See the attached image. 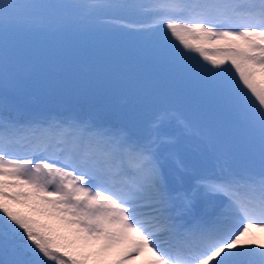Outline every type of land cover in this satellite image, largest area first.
<instances>
[{"label": "snow or ice", "instance_id": "1", "mask_svg": "<svg viewBox=\"0 0 264 264\" xmlns=\"http://www.w3.org/2000/svg\"><path fill=\"white\" fill-rule=\"evenodd\" d=\"M72 8L96 17H150L154 26L129 34L157 40L165 59L192 62L200 94L242 116L251 135L244 171L230 168L232 146L213 140L215 159L228 170L191 179L196 166L181 152L188 125L169 131L167 110L154 116L143 136L92 118L11 116V95L24 86L29 69L21 54L24 35L56 32L54 23L31 19L55 21ZM258 77L264 78V0H0L2 264H45L43 258L128 264L145 250L155 257L152 264H264V243L259 251L242 245L252 230L264 232V86ZM212 115L209 109L204 119ZM12 205L27 206L29 213ZM10 243L17 251L7 258Z\"/></svg>", "mask_w": 264, "mask_h": 264}, {"label": "rangeland", "instance_id": "2", "mask_svg": "<svg viewBox=\"0 0 264 264\" xmlns=\"http://www.w3.org/2000/svg\"><path fill=\"white\" fill-rule=\"evenodd\" d=\"M57 2L87 4L83 0H73V2L57 0ZM105 17L93 16L83 8H72L59 15L55 21L43 17L34 18L38 19L39 23L41 21L43 24L41 26L54 23L56 32L53 36L56 39L50 33L45 35L54 44H60L59 51L61 49L63 54L70 55L83 63H103L102 65L111 70L116 65L123 66L124 73L117 76L119 92L117 98L106 100L97 106H87L84 112L81 111V115L77 116L76 107L69 102L75 98L74 95H66L65 99L61 95L45 97L48 94L45 90L47 81L58 75L55 67L49 66L42 72L37 70L31 72L32 74L25 72L24 86L11 95L16 111L11 110L10 115L19 120L36 116L92 118L99 124L126 128L133 135L143 136L154 116L161 110H167L171 115L169 131L174 132L188 125L187 131L181 137V152L189 163L196 166L192 179L201 173L219 175L228 170L222 167V161L215 159L213 140L227 141L232 146L236 158L230 161V168L233 171L243 172L241 159L248 149L251 135L242 116L230 112L226 106L200 94L198 82L189 71L192 62H177L161 57L157 40L129 34L130 29L138 26H128L120 20L134 24L143 23L144 27L152 25L146 24L144 20H137L134 16L119 15L113 18L118 21L107 20ZM102 22L104 25H100ZM151 23L154 25L153 21ZM105 25L112 27L109 30ZM125 25L127 27H124ZM75 33H83L86 38H76L73 35ZM36 34L37 37H43L41 33ZM42 41L38 47L35 46L30 50L21 49L25 60L37 56L54 58L53 55L58 53L57 47ZM171 42L179 44L174 37L171 38ZM196 56L200 58L199 54ZM195 62L203 63V60H195ZM223 67L231 66L225 64ZM129 77L132 80H129ZM229 80L235 83L238 81V76L233 72ZM257 82L264 86V78L258 77ZM90 87L91 84L89 87L83 85L82 93L85 94ZM40 97L46 101H42ZM108 107L112 108L111 110L116 108L113 113L116 123L109 122L101 115V112L104 109L108 110ZM209 109L213 115L211 121H206L204 114ZM19 154L22 156L23 152L20 151ZM53 187L55 185H49L50 189ZM253 240L256 242L255 245L249 243ZM261 243H264V232L258 230H252L242 241L243 246L255 247L257 251ZM15 247L16 245H9L7 258H11L14 254ZM0 257L5 258L3 254H0ZM154 260L155 257L145 250L143 255L129 261L128 264H152Z\"/></svg>", "mask_w": 264, "mask_h": 264}, {"label": "trees", "instance_id": "3", "mask_svg": "<svg viewBox=\"0 0 264 264\" xmlns=\"http://www.w3.org/2000/svg\"><path fill=\"white\" fill-rule=\"evenodd\" d=\"M88 1L90 3L97 2V0H84ZM147 2V0H146ZM135 18L139 16H134ZM147 19V16H144ZM150 18V17H149ZM107 20H112L110 18H107ZM31 23L36 25H43L38 19H35L34 17L31 19ZM96 24V23H94ZM100 24V23H99ZM104 23L102 22V24ZM138 27H144L145 25L142 23L141 25H136ZM137 27V28H138ZM43 37H37L36 33L32 34H25L21 43V49L22 50H30L34 48L35 46L38 47L40 42H43L42 40L46 41L49 45L53 47H57V54L53 55L52 57H42L37 56L30 59H27L29 62V69L26 71L28 74H32L31 72H42L47 67H55V70H57L58 75L57 77H52L47 81L45 90L48 91V94L45 95V97L49 96H64V99L66 95H74L75 98H73L70 102V104L74 107H76V113L81 115V111L84 112L85 107L87 106H97L100 105V103L105 102L106 100L116 99L118 95L117 90V76L121 73H124L123 66L116 65L114 69H109L105 65H102L103 63H96V62H81L80 60L72 57L67 56L61 52L60 44L56 45L54 42H51L50 39L45 35L46 33L40 32ZM52 37L53 33H50ZM62 34V33H61ZM36 35V36H35ZM76 38L79 39H85L86 35L83 33H75L73 34ZM55 38V37H54ZM60 38V36L57 38V40ZM56 39V38H55ZM45 47V45L43 46ZM209 51H211L209 49ZM198 53H192L191 56L195 58V60H201L202 57L197 58ZM84 66V68H83ZM86 68V69H85ZM37 72V73H38ZM129 80H132V78L129 77ZM45 84V81L43 85ZM91 84V87L88 89V91L83 94L82 93V86L86 85V87H89ZM42 99V97H40ZM42 101H46L42 99ZM14 101L12 100V103ZM70 105V106H71ZM71 106V107H72ZM72 107V108H74ZM16 108L14 107V104H12V110L13 112L16 111ZM108 107L107 109H104L101 112V115L105 116L109 119V122L116 123L114 120V112L116 111V108ZM14 209L19 210L21 212L29 213V207L27 206H19V205H12ZM34 218L40 220L44 223H50L55 224V221L48 220L46 217L39 215V213H30ZM6 219L3 217L2 213H0V221ZM13 245H16L15 243H10ZM15 251H17V248L15 247ZM14 251V252H15ZM26 258H30L29 253H25ZM4 258L0 257V264H2V260ZM45 259V264H55V262Z\"/></svg>", "mask_w": 264, "mask_h": 264}]
</instances>
